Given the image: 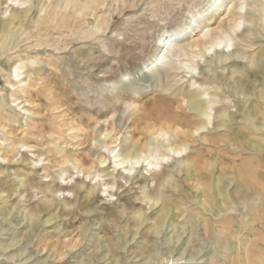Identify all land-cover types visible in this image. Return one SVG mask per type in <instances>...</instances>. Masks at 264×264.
Wrapping results in <instances>:
<instances>
[{
	"label": "rangeland",
	"instance_id": "obj_1",
	"mask_svg": "<svg viewBox=\"0 0 264 264\" xmlns=\"http://www.w3.org/2000/svg\"><path fill=\"white\" fill-rule=\"evenodd\" d=\"M5 1L0 0V140L7 145L18 141L20 145L15 151L0 145V264H245L244 249L251 244L259 248L264 261V194L254 183H241L238 173L243 163L264 171V121L262 116L250 115L255 108L264 113V96L260 98L264 77L244 84L239 92H231V82L239 80L242 72L261 68L262 22H257L259 36L247 37L248 41L253 40L252 44L232 37L235 55L228 60L205 49L201 51L203 57L198 56V49L191 47L199 37L200 30L195 27L193 36L186 39L179 52L181 57L169 58L163 63L168 67L158 66L159 73L152 75L145 69L160 53V41H167L175 30L204 17L217 0H27L24 7L30 4L32 11L23 25H12L11 31H5L4 22L11 13ZM245 2L250 5L247 29L256 24L259 0ZM253 2L257 4L255 9ZM87 4L99 6L85 7ZM218 17L212 20V28L220 24L222 19ZM225 44L226 53H232L233 47L229 49ZM206 58H213V63L204 64ZM253 60L257 67L252 66ZM180 61L196 64L201 71L207 65L209 71L203 75L192 74L201 77L204 89L191 87L192 75L187 74ZM22 63L24 79L28 81L26 73L32 75V81H28L31 88L28 93L14 94L13 99V95L5 94L13 78L7 81L4 75L10 69L13 73L14 67ZM98 66H102L99 71ZM137 69L142 70L136 79L138 87L122 88L121 84ZM92 72L103 82V103L98 102L92 82L84 79ZM41 79L43 85L39 83ZM203 90L211 93L216 102L212 122L218 112L233 117L232 130H227L226 135H220L224 132L221 123L226 120L221 117L214 123L221 126L217 132L198 131L197 135L196 128L204 117L191 109L190 99L205 107ZM225 97L233 101L235 112L218 102ZM17 99L30 102L23 104L31 113L27 124L25 115L13 111L19 112V107L10 110L3 106ZM2 116L19 119V124L7 123ZM103 121L117 130L123 129L131 141L140 140L139 147L146 158L155 146L169 143L176 148L188 144L185 155L163 166L175 183L165 187L159 197L163 184L160 176L151 172L147 184L137 178L129 186L135 189L131 198L118 197L120 204L107 216L98 214L100 202L96 196L103 199L101 190L90 199L85 198V193L83 198L77 194L75 199L57 198L53 209L45 211L53 199L52 188L58 190L63 185L60 180L69 174L73 161H80L84 168L90 166L89 156L95 151L91 143L95 137L90 130L99 132L103 127L111 131ZM75 126L82 129L80 134L73 131ZM160 130L167 132L168 143L157 139ZM57 142L59 147L65 143L73 145L65 149L69 161L62 167L57 164L59 157L52 147ZM26 144L33 146L32 152H24L22 146ZM34 153L44 155L55 168L50 173L54 177L51 182L39 180V172L44 169L35 172L29 164L37 157ZM22 155L31 161H20ZM186 156L194 161H190V169L181 163ZM105 166L107 175L114 174L112 159ZM145 169L138 168L139 177L147 173ZM75 181L80 183L81 179ZM83 182L91 188L87 181ZM49 183L52 186L45 187ZM33 187L41 188V192L34 193ZM150 192L160 201L151 207L145 203L152 201L148 198ZM222 193L225 196L217 198ZM106 203L111 207L113 202ZM140 212L146 220L136 231L134 224ZM228 218L234 223L229 226L230 231H223L222 223ZM48 220L52 222L45 224ZM254 262L259 264L257 259Z\"/></svg>",
	"mask_w": 264,
	"mask_h": 264
},
{
	"label": "bare ground",
	"instance_id": "obj_2",
	"mask_svg": "<svg viewBox=\"0 0 264 264\" xmlns=\"http://www.w3.org/2000/svg\"><path fill=\"white\" fill-rule=\"evenodd\" d=\"M23 1V2H22ZM11 0V3H9V0L5 1V5L7 7V9H11V13H10V19H8L6 22H4V26H5V31H11L12 28H10L12 25H23L28 17V14L32 11L31 7H24L25 3H27V0ZM171 1V0H170ZM226 1V0H224ZM256 1V0H255ZM247 2V1H246ZM245 2V3H246ZM60 3V2H59ZM231 3H236V0H230V2L226 3V2H220V0H217L210 8L209 10L207 11V13L205 14L204 17H201L199 18L198 20H195V21H192L191 24L189 25V27H186V28H179L177 30H175L173 33H171L169 39L167 41L165 40H161V45H162V48H161V51L160 53L157 55V57L151 62V64L147 65L145 71L146 72H151L152 71V75H157L159 73V67L158 66H162V65H165L163 64L166 60H168L169 58H172V57H175V58H180V54L179 52L181 50H183V45H184V42L186 41V39H189V37L193 36L194 34V28L197 27V30H200L199 31V37L197 40H193L194 43L191 45V47L195 48V49H198V53L197 55L198 56H201L203 57V54L201 53L202 49H205L207 52H211V51H214L215 54L218 55V57H225L227 60L228 59H231L234 57L235 55V51L233 50L234 47L232 48V53H226L225 49H223L222 51L221 48L219 47H215L216 43L217 42H220V43H224L225 42L227 43L229 40H232V43L234 41V39L232 38L233 36L235 37L236 40L240 39V40H244L245 42H247L248 44H252L251 41L253 40H247V37H249V35H254V36H259V30L256 29L257 27V22L258 21H261L262 22V12H261V3H262V0H259V9L256 10V12H259V13H256V14H259L257 19L255 20L256 21V24H254V26L252 28H247L246 29V24L248 23V20H247V16L249 15V11H248V8H250L247 3V7L245 8V11L244 12H240L238 9H233L231 12L229 11V7L228 5L231 4ZM63 4V3H62ZM61 4V5H62ZM66 4V3H65ZM227 4V5H226ZM18 5V7H16ZM53 5V4H52ZM253 5H255V8L257 7V4L256 2H253ZM57 7V6H56ZM254 8V9H255ZM253 9V8H252ZM222 10H224L222 13H220ZM212 14V16H211ZM219 16L218 19H222L220 24L218 25V27L216 28H212V20L215 18V16ZM252 16H255V15H252ZM249 17V16H248ZM29 19V18H28ZM39 19V18H38ZM240 19H243L244 21V26L242 27L243 28V31L240 33L241 29L239 32H233V27L235 25V23L240 20ZM9 23L8 25H6V23ZM248 25V24H247ZM14 26V27H15ZM252 26V25H251ZM259 28V27H258ZM261 29L264 30V22H262L261 26H260ZM4 31V32H5ZM197 35V34H196ZM226 38H225V37ZM253 36V37H254ZM215 37H217V39H215ZM228 38V41L224 40V39H227ZM256 38V37H255ZM215 39V40H214ZM253 39V38H252ZM214 40V41H213ZM239 41V40H238ZM237 41V42H238ZM236 43V41H235ZM241 43V42H240ZM246 44V43H245ZM226 45V44H225ZM234 45V43H233ZM246 46V45H245ZM250 46V45H249ZM248 46V47H249ZM239 47V46H238ZM252 47V46H251ZM250 47V48H251ZM238 49V48H237ZM236 49V51H237ZM123 51V50H122ZM125 51V49H124ZM204 52V51H202ZM229 52V51H228ZM186 56V54L184 55ZM173 59V58H172ZM213 59V58H212ZM212 59H205V63L204 64H212L213 63V60ZM174 60V59H173ZM170 61V60H169ZM34 62V61H33ZM168 63V62H167ZM180 65H182L183 67H186L187 62H179ZM259 63V62H258ZM253 64V63H252ZM251 64V65H252ZM256 64V62H255ZM19 65H22L23 66V70L22 71H19V79H17L16 77V72H17V66L14 67V71L12 73V78H13V81L10 82L12 87L9 88V87H6L5 88V94L8 95L9 97H12V95L14 94H17L19 95L20 93H28L29 89L31 88L28 84V81H26L23 77V74L25 73L24 70H25V65L22 63V64H19ZM178 65V66H180ZM234 66H237L238 64L236 63H233ZM177 66V65H176ZM202 66V65H201ZM259 66V65H258ZM164 68V66H162ZM168 67V65L166 66L165 65V68ZM171 67V65H170ZM205 67H207V65H205ZM204 67V68H205ZM255 67H257L255 65ZM261 68L259 70H254V69H248L247 71L245 72H242L241 75H240V78L239 80H233L231 82V85H232V88H231V92H239L241 90V88L243 87L244 84H248L250 85L252 83V81L255 79V78H261V77H264V68H262V66H260ZM178 68V67H177ZM203 68V69H204ZM154 69V70H153ZM179 69V68H178ZM182 69V68H180ZM200 69V68H199ZM169 71H172V70H169ZM142 72L141 69H137L134 71L133 75L131 77H135V79H137V76ZM204 71L202 70L201 73H200V76L203 75ZM70 74V73H69ZM146 74V73H145ZM32 76V75H31ZM140 76V75H139ZM143 76V74H142ZM40 77V76H39ZM41 78V77H40ZM128 78V76H127ZM200 78L201 77H198L196 78L194 75L191 76V81H192V84H191V87L192 88H196L195 85H199V87H201V89L203 88L204 84H202L200 82ZM139 79V78H138ZM210 82V81H209ZM9 84V83H8ZM250 87V86H249ZM246 88V87H245ZM15 89V93H14V90ZM204 89V88H203ZM249 89V88H248ZM194 90V89H193ZM244 90V88H243ZM242 94H244V92H241ZM241 94V95H242ZM202 96H204V100H206V103H205V107H204V104L194 100L193 98L190 99V107L191 109L193 110H198L200 112L201 115H203V117H205V114L207 115H210L211 117L213 116L212 115V112L214 111L213 109V105L216 103L213 99H212V107H211V111H207L208 109V105L210 103V100L208 98H212V94L209 93L207 90H203V92L201 93ZM248 95V94H246ZM28 97V96H27ZM260 98H263L262 96V93H261V96ZM23 99V98H22ZM224 99V98H223ZM26 100V99H25ZM16 102V104H15ZM24 102H28L27 104L30 105V102L29 101H21L20 99H17L16 101H8V103H5V105L3 106H6L8 109L10 110H13L14 108H20V111L17 112L16 110H13L15 113L17 114H23L25 115V113H27V115H31V113L29 112L28 109H26V107L28 105H23ZM76 103V102H75ZM78 103V102H77ZM221 103V102H220ZM13 104V105H12ZM15 104V105H14ZM14 106V107H13ZM223 109V108H222ZM226 109V108H225ZM9 110V111H10ZM18 110V109H17ZM220 110V109H219ZM223 113V112H222ZM222 113H215L214 116V122H212L211 124V128H206L205 131L202 132V134H204L205 132L207 133H212V132H217L218 129L222 126L224 127V132H222L223 134H220L221 136L222 135H226L225 133L227 132V130H232V122H233V117H227V119L221 123L222 125H214V123H216V119H218L219 117L222 116ZM77 115V114H76ZM250 115L252 116H255L256 117H259V116H262V119L264 121V113L260 112L259 110H257L256 108L250 112ZM85 117V116H84ZM235 118V117H234ZM35 119V118H34ZM2 120H4L5 122L7 123H14V124H19V119H16V118H10V117H6V116H2ZM83 120V119H82ZM1 121V119H0ZM23 121V120H22ZM25 122V121H24ZM3 123V122H2ZM88 124V123H87ZM8 125V124H7ZM6 125V127H7ZM25 125V124H24ZM11 126V125H10ZM29 126V125H28ZM74 126V125H72ZM205 127V124L204 122L203 123H200V126L198 128H196V131L198 132L201 128ZM32 130L34 131L36 129V127H31ZM71 128V127H70ZM73 131H76V132H82V129H80V127L76 128H72ZM222 130V129H220ZM219 130V132H221ZM261 131V128L259 129ZM85 132V130H83ZM164 131V130H163ZM160 130L157 136V139L158 137L161 136V134H163V136L165 138L161 139V141H166L167 143L169 142L168 140V137H167V132H163ZM12 132V131H11ZM19 132V131H18ZM154 132V131H153ZM157 132V131H155ZM10 133V132H9ZM29 134H32L29 132ZM76 134V133H75ZM80 134V133H79ZM10 135V134H9ZM22 135V134H21ZM34 135V134H33ZM37 135V134H36ZM77 135V134H76ZM80 136V135H79ZM75 137V136H74ZM30 138V137H29ZM28 138V139H29ZM41 140V139H40ZM29 142V140H28ZM3 143V144H2ZM0 145H3V146H9V148L11 149V151H15L19 145H20V142H13L12 144H6L5 141H3L2 139L0 140ZM23 148H25L24 152H27L30 150V152H32L31 150L33 149V146H30L29 144H26V145H23L22 146ZM145 147V146H144ZM143 147V148H144ZM171 148L172 151L174 152L176 148L172 147L169 143L166 145V146H163V145H158V146H155L151 153L149 154V156L147 157V159H150L151 156H154L156 155L157 152H160L161 154H164V153H167L168 152V149ZM38 153V152H37ZM169 155H171V153H168ZM26 155V154H25ZM25 155H22L20 161L22 162H27V161H31V160H28V158L25 156ZM34 155H36L34 153ZM39 155H42V154H37L36 156H39ZM79 156V155H78ZM127 156V155H126ZM132 159H135V155H133L131 157ZM175 158H179V157H175V156H172V160H174ZM256 159H258V156H255ZM263 158V157H262ZM3 160V159H2ZM1 161V160H0ZM54 161V160H53ZM56 161V160H55ZM69 161V160H68ZM78 161V160H76ZM178 163L179 160H177ZM190 161L191 160V157L190 156H186V157H183L182 160H181V163L182 164H186L185 168L187 169H190L191 168V164H190ZM19 162V160H18ZM107 162V160H106ZM194 162V161H192ZM259 162V161H258ZM110 163V162H109ZM112 163V162H111ZM111 163L109 165H111ZM115 161L113 160V165H114ZM31 164V163H29ZM170 163H162L161 164V168L155 172L153 171H150V170H145L147 173L146 174H142L141 173V177H139V174L136 175V178L135 179H139V181H141V183L143 184H147L148 183V177L147 176H150L151 175V172L154 174V175H158L160 176L161 180L164 182L165 180L168 179V172L166 171V168H164L163 166L164 165H169ZM21 165V164H20ZM106 167V166H105ZM146 167V164L145 162H141L140 164L137 165V171H138V168H140L142 170V168ZM30 168V167H29ZM34 169V168H33ZM239 172L240 173V178H241V183H254L257 187H259V189L261 190V192L264 194V171H261L255 167H253L252 165H249V164H245L243 163L239 168H238ZM35 172L37 171V169H34ZM41 170V169H40ZM185 170V169H184ZM33 171V170H32ZM140 171V170H139ZM170 171V170H169ZM142 172V171H141ZM117 174L120 175L121 177H123L124 175V172L123 170H117ZM35 175V174H34ZM170 176V175H169ZM172 176V175H171ZM81 179V178H80ZM40 180V179H39ZM137 181V180H136ZM162 182V183H163ZM60 184V183H59ZM78 184L77 181L74 182L73 185H76ZM148 186V185H147ZM87 188H90L87 186ZM73 189V186H68V185H61L58 189V191H68V190H72ZM2 192V191H1ZM102 193V191H100ZM53 193V192H52ZM82 193V194H81ZM84 193H85V198L86 199H90L88 196H87V193L86 192H83V190H76V194L79 196V197H84ZM2 195H4V193H2ZM1 195V196H2ZM76 195V196H77ZM224 197L225 195L222 193L220 195L217 196V198H220V197ZM82 197V198H83ZM149 199L153 200L154 197L151 196V192L149 194ZM88 202V201H87ZM61 206V205H60ZM62 208V207H61ZM53 209V203L49 204L47 206V208H45V211H50ZM143 210V209H142ZM43 211V212H45ZM72 211V210H71ZM73 213V212H72ZM141 213V212H140ZM166 217V214L164 215ZM145 217L143 216H140V218L136 221V223L134 224V228L136 229V231L141 227L142 223L145 221ZM52 220H48V221H45L44 223L45 224H48V223H51ZM219 222V221H218ZM234 221H232L231 219H226L224 220V222L222 223V230L223 231H230V225L233 224ZM254 229V228H253ZM254 231V230H253ZM83 232L85 233L86 230H83ZM249 232V231H248ZM131 233V232H130ZM137 235V232L135 234V236ZM258 238V237H257ZM134 239V237H133ZM73 244V243H72ZM236 246V245H235ZM11 247V246H10ZM76 248V247H75ZM243 250V249H242ZM259 251V248L254 245V244H251V245H248L245 249H244V254H243V258H244V263L245 264H255L254 262V259H257V262L259 264H264V261L261 260V254L258 252ZM242 255V254H241ZM31 258V257H30ZM61 259V258H60ZM28 260V259H27Z\"/></svg>",
	"mask_w": 264,
	"mask_h": 264
},
{
	"label": "snow or ice",
	"instance_id": "obj_3",
	"mask_svg": "<svg viewBox=\"0 0 264 264\" xmlns=\"http://www.w3.org/2000/svg\"><path fill=\"white\" fill-rule=\"evenodd\" d=\"M9 3H11V0H9ZM28 6L30 7L31 5L29 4ZM92 6H99V5L98 4L85 5V7H92ZM228 7L230 12L233 9H238L240 12H244L247 5L245 3V0H239V3H231L228 5ZM254 7L255 5H253V8ZM260 7L262 12V22H264V0H262ZM41 15H43V12H41ZM243 26H244L243 19L238 20L233 27V32H239ZM97 31H102V29H97ZM215 47L224 48L225 44L217 42ZM227 47L229 49L233 47L232 40H229L227 42ZM196 59L198 61L201 60L200 57H196ZM252 66L255 67L254 60ZM261 66L262 68H264V59H262ZM22 70H23V66L17 65V72H16L17 79H19V71ZM186 71L188 75H192L193 73H195L196 75H200L201 73V69H199L197 65L193 63L186 65ZM203 71L207 72L209 70L207 67H205ZM4 79L7 81L12 80L11 69L9 70L8 74L4 75ZM26 79L31 82L33 78L26 73ZM39 83L40 85H43L44 83L43 79H41ZM8 87L9 88L12 87L11 83L8 84ZM195 87L198 88L199 86L195 85ZM13 91L15 93V89ZM0 95H3V93H0ZM262 96H264V90H262ZM13 99H15V95H13ZM208 99L210 100V103L208 105L207 111H211L212 98H208ZM218 102L228 105L229 111L231 112L236 111L235 107H232L233 101L231 99L225 97L223 100ZM221 119H227V112L222 113ZM102 123L104 125H108V121H103ZM25 124H27V113H25ZM204 124L205 127L201 128L199 130L200 132L205 131L207 127L211 126L212 117L210 115L205 114ZM97 127H100V125L98 124ZM108 127L111 128V131H108L107 128H103V127L100 128L99 132H96L95 129L90 130L94 133V137H95L91 141L92 148L95 151L91 152L89 156V161H91L90 166L84 168L78 162L73 161L71 165V169L69 170V174L63 175L60 180V182L63 185L73 186V189L65 192V191H58L53 187L52 188L53 199L49 200L48 203L50 204L54 203L57 200V198H62L66 196L73 197L75 199L77 198L76 190H83V192H86L87 196L91 198L95 195L97 189L102 191V195L105 201L115 202L118 200V193L121 190H126L127 187L133 185L137 175V165L140 164L142 161L145 162L146 164L145 170H150L155 172L161 168L162 163H168L172 159V156L175 157L183 156L189 150V145L184 144L183 146H177L174 152L172 151L171 148H169L167 153L161 154L160 152H157L156 155L151 156L150 159H147L145 157L144 151H142L141 148L139 147L141 143L140 140H136L135 142H133L131 141V138L127 135V133L123 129L117 130V128L114 125H108ZM197 135H199V132L197 133ZM163 138H165L163 134H161V136L158 137V139H163ZM149 140H151V137H149ZM109 141H111V143H109ZM58 143L59 142H57V144L53 145L52 147L56 148L55 155L59 157L57 164L62 167L63 165L68 164V159L65 157V149L71 148L73 145L69 143H65L63 147H59ZM133 143L136 145V147H133ZM129 148H132L131 152H128ZM101 153L106 155H102ZM125 153H128V155L125 156L124 155ZM168 153H171V155H169ZM133 155H135V159L131 158ZM93 159L95 162H92ZM108 159H112L115 161L114 166H112V173H114L112 175H106L107 169L105 168V163L106 160ZM89 161H85V163H89ZM2 163L7 164L8 161H2ZM31 166L32 168L37 169V171H39L40 168L44 169V171L39 172L41 181L51 182L54 179V177L51 176L50 173L55 171V168L51 166V162L47 160L44 155L37 156L36 159L31 162ZM121 169L124 172L123 177H121L118 174H115L117 173V170H121ZM73 172L74 174H72ZM78 177L81 178V182L76 185H73V182ZM83 181H87L91 185V188H87ZM119 181H122V183ZM174 183L175 182L172 180V177H169L167 180H165L163 184H161L160 186L161 192L158 193V196L162 197L163 189L165 187H171ZM51 186H52L51 183H49L45 187H51ZM32 191L34 193L41 192V188L33 187ZM159 202H160L159 198H154L152 201L145 200V203L149 204L150 207L153 203H159ZM70 206L74 208L75 204H71ZM138 215L142 216L143 214L140 213ZM156 231L158 232L159 230L157 229ZM60 258L61 260H63L64 255L61 254ZM163 264H168V262L164 261Z\"/></svg>",
	"mask_w": 264,
	"mask_h": 264
},
{
	"label": "clouds",
	"instance_id": "obj_4",
	"mask_svg": "<svg viewBox=\"0 0 264 264\" xmlns=\"http://www.w3.org/2000/svg\"><path fill=\"white\" fill-rule=\"evenodd\" d=\"M100 68H102V66H98L97 71H99ZM85 71H87V69H85ZM84 79H85V80H89V81L92 82V85H93L92 90H93L94 92H96L98 102H99V103H103V102H104V99L102 98L101 93H102L103 91H105V89H104L103 82L100 81V80H98V79H96V72H92V73H90L88 76H85ZM74 83H75V82H74ZM121 87H122V88L126 87V88H128V89H130V90H134V89H136V88L138 87V84H137V82H136L135 77L133 76V77H130L126 83H122V84H121ZM81 160H83V156H81ZM76 162H78V163L82 166V164L80 163V161H76ZM92 162H95L94 159H93ZM82 167H83V166H82ZM106 175H107V174H106ZM155 183H156V182L153 181V187H155ZM133 184H134V183H133ZM98 190H99V189H97V191H98ZM134 190H135L134 188L127 187L126 190H121V191L118 193V197H120L122 200L125 199V198L130 199V198H131V197H130V193L133 192ZM145 191H147V189H145ZM96 200H99V202H100L99 205H97L98 214H99L100 216L111 215V214L115 211L116 207H117V206L120 204V202H121V200H117V201H115V202H113V203L111 204V207H109L108 204L106 203L104 197H103V199H101L100 196H96ZM96 200L93 201V204L96 203Z\"/></svg>",
	"mask_w": 264,
	"mask_h": 264
}]
</instances>
